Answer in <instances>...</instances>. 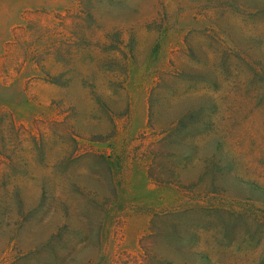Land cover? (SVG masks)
I'll return each instance as SVG.
<instances>
[{
  "label": "rangeland",
  "instance_id": "obj_1",
  "mask_svg": "<svg viewBox=\"0 0 264 264\" xmlns=\"http://www.w3.org/2000/svg\"><path fill=\"white\" fill-rule=\"evenodd\" d=\"M253 188L264 0H0V264H264Z\"/></svg>",
  "mask_w": 264,
  "mask_h": 264
},
{
  "label": "trees",
  "instance_id": "obj_2",
  "mask_svg": "<svg viewBox=\"0 0 264 264\" xmlns=\"http://www.w3.org/2000/svg\"><path fill=\"white\" fill-rule=\"evenodd\" d=\"M252 194H256L254 196V201L264 205V189L256 188L251 189ZM229 226V225H228ZM225 229V228H224Z\"/></svg>",
  "mask_w": 264,
  "mask_h": 264
}]
</instances>
